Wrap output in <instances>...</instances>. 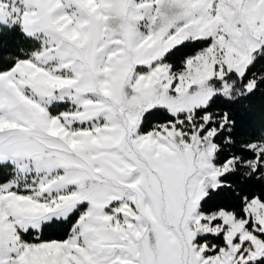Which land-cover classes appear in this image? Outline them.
I'll return each instance as SVG.
<instances>
[{
  "label": "snow or ice",
  "instance_id": "1",
  "mask_svg": "<svg viewBox=\"0 0 264 264\" xmlns=\"http://www.w3.org/2000/svg\"><path fill=\"white\" fill-rule=\"evenodd\" d=\"M30 2L32 23L26 26L25 0H16V11L11 10L9 0H0L9 3L10 9L7 19L0 17V73L11 72L22 57L35 62L40 50L69 57L79 51L69 40L64 24L71 19V26H77L85 18L86 9L76 0H60L55 7L42 0ZM140 3L144 6L138 9L136 20L113 16L121 23L111 34L124 36V41L116 43L125 47L108 52L109 66L116 58L132 57L128 44L140 48L151 38L137 29L139 19L147 18L149 23L143 27L152 35L162 31L173 42L152 53L156 58L150 62L129 61L135 79L126 77L117 85L113 104L107 107L106 125L96 127L84 119L73 121L80 130L78 136L113 137L110 154L101 158L93 150L90 162L81 159L83 179L93 182L68 181L80 183V192L50 204L36 202L41 211L11 212L6 227H0V264H222L225 257L229 264H264V150H259L264 145V37H247L253 44L245 49L247 59L241 66L216 65L217 74L209 81L212 92L201 103L173 110L156 99L169 81L161 80L159 87L148 89L141 85L154 81L156 73L164 71L172 78L167 94L178 98L183 79L179 73L188 70L189 61L213 48L221 54L223 50L216 44L217 36L189 35L176 41L182 31L178 22L188 14L175 8L171 0H133V9ZM99 31L107 34V29ZM38 32L47 39L39 50L30 53L27 48L38 39ZM18 37H23V43ZM100 52L95 57L97 65L104 63ZM72 67L78 71L75 64ZM125 86L134 93L130 107H126L129 95ZM66 103L57 102L54 96L49 100L53 120H68L71 113L61 110ZM31 131L32 138L44 134L42 128ZM209 136L215 146L213 167L219 171L200 200L199 224L205 230L193 228L191 238L184 240L177 236L175 225L158 201L153 180L163 182L182 159L181 149L197 138L203 143ZM150 142L164 144L169 151L149 150ZM238 142L243 155L233 150ZM24 144L21 136L10 137L7 146L0 140V193L19 187L10 177L31 175L25 160L35 159L37 172L51 171L54 166L46 153L17 155ZM64 186L58 184L56 190ZM218 199L224 203L216 204ZM235 225L240 229L233 231Z\"/></svg>",
  "mask_w": 264,
  "mask_h": 264
},
{
  "label": "rangeland",
  "instance_id": "2",
  "mask_svg": "<svg viewBox=\"0 0 264 264\" xmlns=\"http://www.w3.org/2000/svg\"><path fill=\"white\" fill-rule=\"evenodd\" d=\"M42 2L51 7L60 4V0ZM76 2L86 9L87 14L75 27L71 26L72 20L69 19L64 28L69 40L79 51L69 57L51 50H40L35 62L22 58L21 63L11 72L0 73V140L7 146L10 137H24L25 144L17 151V155L46 153L54 161L51 171L44 169L39 172L36 171L35 159L24 161L29 166L31 175L27 178L23 175L13 176L11 179L16 180L19 187L0 193V227H6L11 212L20 209L41 211L42 209L36 208V202L41 205L50 204L62 196L80 192L81 184L69 183L70 180L93 182L83 179L81 169L84 164L81 159L89 160L93 150L101 158L107 157L114 138H98L87 133L78 136L80 130L73 121L84 119L86 123H94L96 127L106 125L107 107L113 104L117 85L126 77L129 81L135 79L129 61L150 62L156 58L152 53H158L162 46L173 42L168 40L162 31L152 35L143 27L149 23L147 18L139 19L136 21L137 29L151 38L144 40L140 48H133L128 44L127 47L133 53L132 57L124 55L116 58L109 66L108 52L125 47L124 44L116 43L124 41V36L111 34L112 29L121 23V20H113V16L136 20L138 9L144 6L143 3L133 9V0ZM160 2L163 3L164 0ZM9 3L12 5V11L18 9L16 0H9ZM9 3H0V17H9ZM25 3L27 9L24 23L30 26L33 7L30 0H25ZM171 4L177 9L186 10L188 14L187 19L178 22L182 31L177 33L174 38L176 41L189 35L217 36L216 44L223 50L221 54L213 48L207 54L189 61L188 70L179 73L183 79L179 84L178 98L167 94V87L170 86L172 78L164 71L156 73L154 81L141 85L142 89H148L153 85L159 87L158 82L161 80L169 81L163 94L156 99L157 102L166 103L178 111L183 107L191 108L201 103L206 95L211 94L209 81L217 74V64L223 63L235 68L244 63L247 59L245 49L251 48L253 44V39L247 37H264V0H171ZM148 8L150 9L151 5H148ZM185 24H188V27L185 28ZM99 29H107V34ZM36 35V50H39L41 42L47 37L43 32ZM95 41L98 43L93 46ZM98 52L104 56V63L100 65L95 63ZM73 64L78 71L73 69ZM124 90L129 95L126 107H130L134 93L130 86H125ZM53 96L59 103L67 101L62 104L61 109L71 113L65 123L53 120L49 115V100ZM74 98L77 100L75 103ZM95 113L99 115H94ZM90 116L93 120H88ZM21 125L22 128L19 127ZM34 128H42L44 134L39 138H32L31 130ZM148 148L158 152L169 151L166 145L159 142L148 143ZM259 150H264V145H261ZM181 151L183 157L173 166V171L163 182L154 178L153 185L158 201L162 202L171 223L176 227L177 236L186 240L191 238L193 228L205 230L199 224L200 200L215 182L213 177L219 170L213 167L215 146L210 136L203 143L197 138ZM58 184L65 186L57 191ZM19 197L25 199L20 200ZM28 197L32 199L28 200ZM261 217L264 218V213H261ZM239 229L240 225H235L233 231ZM222 264H229L226 257Z\"/></svg>",
  "mask_w": 264,
  "mask_h": 264
},
{
  "label": "trees",
  "instance_id": "3",
  "mask_svg": "<svg viewBox=\"0 0 264 264\" xmlns=\"http://www.w3.org/2000/svg\"><path fill=\"white\" fill-rule=\"evenodd\" d=\"M17 32H19V29H17ZM19 38V40L21 41V43H23V37H18ZM37 42L36 41H34V42H32V44H31V47H29V48H27V51L28 52H30V53H32L34 50H36L37 49ZM15 54V53H14ZM23 58V57H22ZM257 103H259V101H257ZM233 150L235 151V152H237V153H240L241 155H243V150L239 147V142L236 144V145H234L233 146ZM13 177V176H12ZM11 178V177H10ZM216 204H221V203H224V201L223 200H216V202H215Z\"/></svg>",
  "mask_w": 264,
  "mask_h": 264
}]
</instances>
